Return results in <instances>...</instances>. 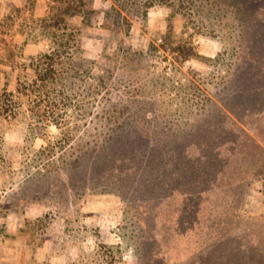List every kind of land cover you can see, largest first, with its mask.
<instances>
[{
	"label": "rangeland",
	"instance_id": "1",
	"mask_svg": "<svg viewBox=\"0 0 264 264\" xmlns=\"http://www.w3.org/2000/svg\"><path fill=\"white\" fill-rule=\"evenodd\" d=\"M91 1L96 13L54 26L57 0H0V92L12 98L0 114V264H51L47 245L65 264H151L147 244L152 264H203L195 216L143 166L174 160L166 146L181 139L195 166L205 160L198 220L264 242V0ZM54 51L58 76L43 81L36 64ZM119 111L144 136L121 161L100 149Z\"/></svg>",
	"mask_w": 264,
	"mask_h": 264
},
{
	"label": "trees",
	"instance_id": "2",
	"mask_svg": "<svg viewBox=\"0 0 264 264\" xmlns=\"http://www.w3.org/2000/svg\"><path fill=\"white\" fill-rule=\"evenodd\" d=\"M57 5H53L52 9L45 18V20L50 19L52 23L50 25L61 26L64 21L67 20L68 16H77V15H91L96 13V10L93 9V2L91 0H57ZM249 4V3H248ZM183 46V45H182ZM181 46V52L186 58L194 57L198 54L196 45L191 44L189 46ZM61 53L58 51L46 52L41 55L37 64L36 71L38 76L43 81H49L50 78H57L58 69L55 67V59L59 58ZM264 76V68L261 70L260 77ZM254 91L257 90L253 89ZM11 93L8 91L0 92V114H8L12 111V98L10 97ZM121 114L119 119H115L118 124L117 127L113 128L109 135L105 138V141L101 146V151L105 154H110L111 157L116 160H123L131 158L132 152L136 149L137 143L144 142V136L140 131L136 133H131L130 127L134 125L132 122L131 116H122V111H119ZM115 122V123H116ZM135 126V125H134ZM182 139L179 141L181 143ZM179 143H168L170 154H176L177 157L174 160L169 162H163L162 166L158 164L153 165L152 163H144V169L146 171L157 172V187L165 190L161 196L167 198L168 196L174 195L176 193L182 197V200L185 202L184 206L180 207V212L190 214L194 221H191V225L188 226L190 234L192 236L191 241L195 238V235L200 236L202 240H196L192 242L191 248L194 251L193 261H201L203 264H264V242L253 240H247L244 235H236L233 233L224 234L220 236L216 230L212 228L211 224L204 223L202 224L198 220V216L201 213L206 214V206L203 205V199L205 195L209 192L207 187L206 171H205V160L201 163L196 164L195 166V157L191 153V143L183 144L182 146ZM150 145H154L152 139L149 140ZM260 144V143H259ZM108 145L118 146L119 149L116 151H107L106 148ZM264 148V147H263ZM124 149V151L122 150ZM199 171L195 175L196 167ZM135 167H130L127 171H133L141 174V169L143 167L138 166L135 170ZM171 174V177L169 178ZM179 180L173 181V175H177ZM187 201V202H186ZM193 201H198V204H191ZM193 206V207H192ZM189 208V209H188ZM179 210V209H178ZM146 211L144 214L147 215ZM203 214V215H204ZM161 217V214L157 217ZM147 230L149 229L147 225L141 224L142 227ZM155 233L153 230H155ZM150 230L149 234L144 235V239L147 244L158 240L160 229L158 227ZM144 231V229H143ZM174 233V230H171ZM142 241V240H141ZM142 241V242H145ZM143 244V243H142ZM143 248V247H141ZM143 251V249H142ZM144 251L148 256V261L152 264L156 257H158V252L155 248H152L150 244H147L144 247ZM144 252V253H145Z\"/></svg>",
	"mask_w": 264,
	"mask_h": 264
},
{
	"label": "crops",
	"instance_id": "3",
	"mask_svg": "<svg viewBox=\"0 0 264 264\" xmlns=\"http://www.w3.org/2000/svg\"><path fill=\"white\" fill-rule=\"evenodd\" d=\"M45 257H49V261L51 262V264H65V255H63L62 253H54L52 250V246L47 245V247H45ZM48 250V253H46ZM2 264H18V263H10V262H4ZM20 264H28L27 261L21 262Z\"/></svg>",
	"mask_w": 264,
	"mask_h": 264
}]
</instances>
